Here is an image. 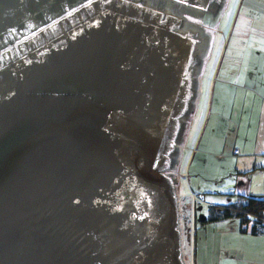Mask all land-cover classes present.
<instances>
[{"label": "water", "instance_id": "obj_1", "mask_svg": "<svg viewBox=\"0 0 264 264\" xmlns=\"http://www.w3.org/2000/svg\"><path fill=\"white\" fill-rule=\"evenodd\" d=\"M165 1L0 0V264H184L172 151L195 39Z\"/></svg>", "mask_w": 264, "mask_h": 264}, {"label": "crops", "instance_id": "obj_2", "mask_svg": "<svg viewBox=\"0 0 264 264\" xmlns=\"http://www.w3.org/2000/svg\"><path fill=\"white\" fill-rule=\"evenodd\" d=\"M227 11L236 14L229 45L216 63L206 47L199 56L196 108L179 159L189 193H178V219L192 264H264V225L252 233V221L241 232L237 217L202 223L209 205L264 200V0H229Z\"/></svg>", "mask_w": 264, "mask_h": 264}, {"label": "rangeland", "instance_id": "obj_3", "mask_svg": "<svg viewBox=\"0 0 264 264\" xmlns=\"http://www.w3.org/2000/svg\"><path fill=\"white\" fill-rule=\"evenodd\" d=\"M229 0H223V3L220 6V10L217 11L216 7L215 13L213 16H210L208 14L204 16H200L199 12L196 11L194 8H187V7H176L175 4H172L170 0H166L162 10L165 13L169 14H176L177 17L183 18V26L180 32H188L190 31L193 34H201V35H207L206 39V49L210 50L211 52V61L213 63L217 62L218 53L220 51V48L222 49L221 55L223 53V50L225 47L229 45V34L231 31V24L236 16V14H230L229 11H227V3ZM218 18V19H217ZM222 19V20H221ZM231 22V24H230ZM222 31V32H220ZM221 59V56L219 58V61ZM218 61V62H219ZM193 92H192V99L189 101L185 115L183 120L180 122V129L177 133L176 141L174 144V148L172 151V180H174L175 185H177V188L175 190L176 200H177V206L178 211L180 210V197L178 196V193H181L182 195H186L185 193H189V185L187 183V174H184V177H181V174H183L184 168L179 165V159L182 151V146L184 139L186 138V131L188 124L190 122V118L192 117V114L194 112V109L196 108V81L198 77V73L193 74ZM199 104H201V101L197 104V111L199 112L201 108H199ZM205 108V105H204ZM204 109L202 110L203 114ZM196 114V113H195ZM201 114V115H202ZM195 116V115H194ZM194 119V117H193ZM192 119V120H193ZM185 172V171H184ZM186 176V178H185ZM177 181V182H176ZM178 181L182 183V191L180 185L178 186ZM179 218V215H178ZM180 220V219H178ZM179 233H180V243H181V258L184 264H192L190 259V251L188 252V247L185 242V234L183 233L182 226L179 221ZM191 250V249H190Z\"/></svg>", "mask_w": 264, "mask_h": 264}, {"label": "flooded vegetation", "instance_id": "obj_4", "mask_svg": "<svg viewBox=\"0 0 264 264\" xmlns=\"http://www.w3.org/2000/svg\"><path fill=\"white\" fill-rule=\"evenodd\" d=\"M128 1H132L134 3H138V4H142V5H146V6H149L151 8L159 9L160 8L159 5L161 4V1H163V0H148L150 3H146L147 0H141V1L140 0H128ZM170 1L172 2V4H175V6L179 7V8H181V7L194 8L196 11H198L200 13L199 14L200 16H204L206 14L213 16L214 14H217V13H215L216 11H214L213 9L216 7L217 11H219L220 6L223 3V0H170ZM160 10H162V9H160ZM166 14H169V13L163 12L161 18L166 19L167 18ZM172 16H174V18H172V20L174 21L173 22L174 30L176 32L182 33L180 31L182 29V26H183L182 21L184 19L177 17L176 14H172ZM182 34H188V36L190 34H192L194 36V39H195L194 48L192 49V53H191L190 59L188 61V71H189V76H188V80H187V82H188V86H187L188 87L187 88L188 89V95L185 97L186 98V105H187V103H188V101L192 95L191 87L193 85V79H194L192 67H196L197 63L199 62L198 56L196 54L197 52H195V48L197 45L199 46L202 43V41H201V39L197 38V36H195L190 31L183 32ZM3 42H4V44H6V46L10 50V52H13V46L12 47L9 46V45L13 44V42H14L13 36L11 33L5 34V38L3 39ZM3 50H5V49H3ZM3 50L0 47V65H1L2 60H3V58H2V55L4 53ZM2 51H3V53H2ZM178 120H179V117H178ZM178 120H177V122H178ZM174 137H175V135L173 134L172 142H173Z\"/></svg>", "mask_w": 264, "mask_h": 264}, {"label": "trees", "instance_id": "obj_5", "mask_svg": "<svg viewBox=\"0 0 264 264\" xmlns=\"http://www.w3.org/2000/svg\"><path fill=\"white\" fill-rule=\"evenodd\" d=\"M174 188L175 190L177 188L175 183ZM230 217L239 218L241 232H245L248 223L252 221L251 232L257 233L259 228L264 225V200L254 197L238 196L235 201L228 200L225 204L209 205L207 217L202 220V223L213 222Z\"/></svg>", "mask_w": 264, "mask_h": 264}, {"label": "built area", "instance_id": "obj_6", "mask_svg": "<svg viewBox=\"0 0 264 264\" xmlns=\"http://www.w3.org/2000/svg\"><path fill=\"white\" fill-rule=\"evenodd\" d=\"M234 153L237 154L238 156H240L238 150H235ZM262 167H263V170H264V153H263V164H262Z\"/></svg>", "mask_w": 264, "mask_h": 264}]
</instances>
